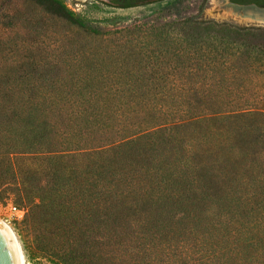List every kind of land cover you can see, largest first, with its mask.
<instances>
[{"label":"trees","instance_id":"16d2710c","mask_svg":"<svg viewBox=\"0 0 264 264\" xmlns=\"http://www.w3.org/2000/svg\"><path fill=\"white\" fill-rule=\"evenodd\" d=\"M21 12L53 31L0 32V201L26 261L264 264V28L86 23L62 0H0V28Z\"/></svg>","mask_w":264,"mask_h":264},{"label":"rangeland","instance_id":"374dc122","mask_svg":"<svg viewBox=\"0 0 264 264\" xmlns=\"http://www.w3.org/2000/svg\"><path fill=\"white\" fill-rule=\"evenodd\" d=\"M66 8L75 16H78L82 22H95L109 18H117L122 26H138L140 23L148 22L154 18L160 20H173L179 17L195 18L196 21H213L216 23H224L227 25H234L237 27H244L232 21L233 18L230 11L226 9L225 4L227 0H163L155 2L150 5L138 6L129 9H117L110 6L111 0H62ZM27 13L21 12L14 17V25H9L6 19H2L0 32L7 35H20V36H45L43 40L47 42V38L53 36V31L48 28L39 29L32 25L33 18L27 17ZM26 21V25L23 24ZM264 28V27H262ZM50 43V42H49ZM83 65L86 69L94 64L91 55ZM92 60V62H91ZM94 77L96 80V72L90 73V79ZM87 80L88 78L85 77ZM93 80V79H92ZM19 206L14 203L11 196L7 199L0 201V221L4 222L11 230L14 238L23 255L22 245L18 237L12 230V225L17 217L11 211V207ZM24 264H30L24 258Z\"/></svg>","mask_w":264,"mask_h":264},{"label":"water","instance_id":"95a60500","mask_svg":"<svg viewBox=\"0 0 264 264\" xmlns=\"http://www.w3.org/2000/svg\"><path fill=\"white\" fill-rule=\"evenodd\" d=\"M227 2L225 6L230 11L232 21L244 27H264V8ZM0 264H21L19 248L6 227L0 229Z\"/></svg>","mask_w":264,"mask_h":264},{"label":"bare ground","instance_id":"6f19581e","mask_svg":"<svg viewBox=\"0 0 264 264\" xmlns=\"http://www.w3.org/2000/svg\"><path fill=\"white\" fill-rule=\"evenodd\" d=\"M5 227L7 228L8 232L10 233V235L13 238L14 242L16 243L17 247L19 248V246H18V244H17V242H16V240L14 238V235L12 234L11 230L9 229V227L4 222L0 221V229L1 228H5ZM19 252H20L21 264H24V259H23V255H22V253L20 251V248H19Z\"/></svg>","mask_w":264,"mask_h":264},{"label":"built area","instance_id":"2783aa9c","mask_svg":"<svg viewBox=\"0 0 264 264\" xmlns=\"http://www.w3.org/2000/svg\"><path fill=\"white\" fill-rule=\"evenodd\" d=\"M11 211L14 212V214H16L17 217H21L22 216V211L20 209H18L17 207H15V206L11 207Z\"/></svg>","mask_w":264,"mask_h":264},{"label":"flooded vegetation","instance_id":"af4514ba","mask_svg":"<svg viewBox=\"0 0 264 264\" xmlns=\"http://www.w3.org/2000/svg\"><path fill=\"white\" fill-rule=\"evenodd\" d=\"M159 1H163V0H146L145 2H147V3H155V2H159ZM228 1L230 3H233L231 0H228ZM233 4H236V3H233ZM237 5H240V4H237ZM247 5H254V4H247Z\"/></svg>","mask_w":264,"mask_h":264}]
</instances>
